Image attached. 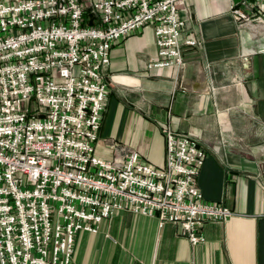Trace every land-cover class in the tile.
I'll return each instance as SVG.
<instances>
[{"label":"built area","instance_id":"1","mask_svg":"<svg viewBox=\"0 0 264 264\" xmlns=\"http://www.w3.org/2000/svg\"><path fill=\"white\" fill-rule=\"evenodd\" d=\"M230 8L264 36V0ZM187 18L186 0H0V264H70L80 231L125 211L180 226L193 246L205 224L236 216L203 200L206 152L167 124L161 167L137 150L97 153L112 48L149 24L158 56L146 69L183 70L202 45L182 37Z\"/></svg>","mask_w":264,"mask_h":264},{"label":"crops","instance_id":"2","mask_svg":"<svg viewBox=\"0 0 264 264\" xmlns=\"http://www.w3.org/2000/svg\"><path fill=\"white\" fill-rule=\"evenodd\" d=\"M239 1L186 0L182 37L202 45L185 52L183 70L146 69L158 56L152 25L115 45L97 142L103 158L132 149L161 167L162 126L189 134L207 156L198 178L203 200L236 216L205 224V242L193 246L178 225L116 213L77 234L70 264H264V36L240 27L230 8Z\"/></svg>","mask_w":264,"mask_h":264},{"label":"rangeland","instance_id":"3","mask_svg":"<svg viewBox=\"0 0 264 264\" xmlns=\"http://www.w3.org/2000/svg\"><path fill=\"white\" fill-rule=\"evenodd\" d=\"M148 71H150V70H148Z\"/></svg>","mask_w":264,"mask_h":264}]
</instances>
